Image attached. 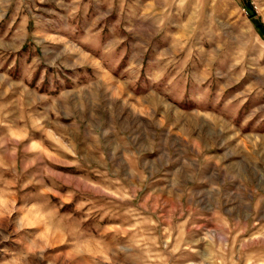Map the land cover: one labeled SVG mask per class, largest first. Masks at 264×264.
<instances>
[{
	"label": "rangeland",
	"instance_id": "1",
	"mask_svg": "<svg viewBox=\"0 0 264 264\" xmlns=\"http://www.w3.org/2000/svg\"><path fill=\"white\" fill-rule=\"evenodd\" d=\"M0 264H264V0H0Z\"/></svg>",
	"mask_w": 264,
	"mask_h": 264
},
{
	"label": "trees",
	"instance_id": "2",
	"mask_svg": "<svg viewBox=\"0 0 264 264\" xmlns=\"http://www.w3.org/2000/svg\"><path fill=\"white\" fill-rule=\"evenodd\" d=\"M248 11L250 12L249 14H251V16H253L252 11L250 9H248ZM254 23L256 24V26H260V23L258 21H256L255 19H254Z\"/></svg>",
	"mask_w": 264,
	"mask_h": 264
}]
</instances>
